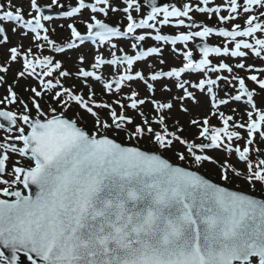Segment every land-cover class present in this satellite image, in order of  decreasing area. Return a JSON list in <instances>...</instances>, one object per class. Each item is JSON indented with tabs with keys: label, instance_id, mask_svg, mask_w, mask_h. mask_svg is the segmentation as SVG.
Here are the masks:
<instances>
[{
	"label": "snow or ice",
	"instance_id": "snow-or-ice-1",
	"mask_svg": "<svg viewBox=\"0 0 264 264\" xmlns=\"http://www.w3.org/2000/svg\"><path fill=\"white\" fill-rule=\"evenodd\" d=\"M0 89V264H264V0H0Z\"/></svg>",
	"mask_w": 264,
	"mask_h": 264
},
{
	"label": "trees",
	"instance_id": "trees-1",
	"mask_svg": "<svg viewBox=\"0 0 264 264\" xmlns=\"http://www.w3.org/2000/svg\"><path fill=\"white\" fill-rule=\"evenodd\" d=\"M10 82H11V81H10ZM0 91L2 92V94L4 93V90H3V89H0ZM17 91L21 92L22 95H26V94H24V93L22 92V89H21V88H18ZM142 147H145V148H151V145H148V144L144 143V144H142ZM166 155H168V154H166ZM186 166H187V165H186ZM200 170L203 171V172H205V173H207V174H209V175H211L215 180L218 181V177H216V176L213 175L211 172H209V171L207 170V168L200 169ZM230 185H231V186L239 185V187H241V188H247V189L249 188V187H246L243 183H241V181H237V180H234V181L232 182V184H230ZM249 189H251V188H249ZM255 191L260 192V190H258V189H255ZM263 193H264V192H263Z\"/></svg>",
	"mask_w": 264,
	"mask_h": 264
},
{
	"label": "rangeland",
	"instance_id": "rangeland-1",
	"mask_svg": "<svg viewBox=\"0 0 264 264\" xmlns=\"http://www.w3.org/2000/svg\"><path fill=\"white\" fill-rule=\"evenodd\" d=\"M42 2H44V0H42ZM238 22H240V21H238ZM165 57L166 58H168L169 60L171 59V57H169V53L166 51L165 52ZM57 58H60V57H57ZM229 62H231V61H229ZM226 74V73H225ZM242 75H243V73H241ZM223 82V81H222ZM22 84H23V82H21ZM226 85V84H225ZM228 86V85H227ZM4 90V89H3ZM231 91V90H230ZM219 94L221 95V96H223L224 94L220 91L219 92ZM234 106H236V105H234ZM237 107H242V106H237ZM226 111H227V109H225ZM184 119H187L186 117L184 118ZM147 144V143H146ZM241 183H243L244 185H246V183H244L243 181H241ZM248 185V184H247ZM256 188L258 189V190H264V189H261V186L260 185H257L256 186Z\"/></svg>",
	"mask_w": 264,
	"mask_h": 264
},
{
	"label": "water",
	"instance_id": "water-1",
	"mask_svg": "<svg viewBox=\"0 0 264 264\" xmlns=\"http://www.w3.org/2000/svg\"><path fill=\"white\" fill-rule=\"evenodd\" d=\"M207 176V175H206ZM35 191V187L33 186V192ZM246 192V191H245ZM256 196V195H255ZM257 198H261V197H259V196H256ZM5 251H7V250H5Z\"/></svg>",
	"mask_w": 264,
	"mask_h": 264
},
{
	"label": "flooded vegetation",
	"instance_id": "flooded-vegetation-1",
	"mask_svg": "<svg viewBox=\"0 0 264 264\" xmlns=\"http://www.w3.org/2000/svg\"><path fill=\"white\" fill-rule=\"evenodd\" d=\"M176 2L179 4L180 3V0H176ZM171 33V32H170Z\"/></svg>",
	"mask_w": 264,
	"mask_h": 264
}]
</instances>
